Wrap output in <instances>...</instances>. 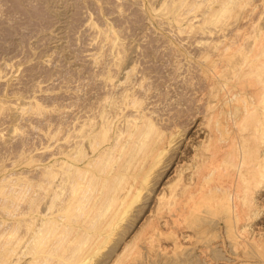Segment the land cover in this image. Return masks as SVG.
I'll return each instance as SVG.
<instances>
[{
    "label": "bare ground",
    "instance_id": "obj_1",
    "mask_svg": "<svg viewBox=\"0 0 264 264\" xmlns=\"http://www.w3.org/2000/svg\"><path fill=\"white\" fill-rule=\"evenodd\" d=\"M169 1L177 32L194 38L192 45L198 48V55H193L186 45L180 46L183 39L179 46L172 44L199 73L198 105L192 109L201 121L193 140L186 141L181 156L177 155L173 175L156 196L155 211L148 215L140 231L123 243L122 250L108 256L103 264L108 259L110 264H135L137 256L155 258L156 248L160 262L166 264H194L197 255L202 264H264V229L259 226L264 219V0L259 5L254 0ZM165 2L168 1L162 4ZM104 34L105 41L110 42L112 49L116 48L113 60L115 66L119 65L124 56L117 37L114 39L115 31L109 29ZM107 73V78L113 77L110 69ZM137 83L140 91L146 87L144 81ZM120 91H115L120 93L118 96L115 93L107 96L98 116L88 117L76 132H71L74 135L66 131V137H72L70 142L73 137L80 139L74 145L68 143L65 150L58 151V146L55 156L59 154L61 158L55 157L42 165L40 173L35 168L37 176L41 175L42 181L38 180L41 184L61 173L53 184H50L52 180L44 184L46 180L44 185L34 180L41 188L50 185L45 210H38L40 203L34 205L35 196H29L30 200L26 198V201L20 193L17 199L23 181L16 184L19 179H12L15 184L9 182L4 189L9 193L12 187L13 199L9 201L17 199L21 204L20 199H24L27 208L22 209L21 205L19 212L18 202L12 201L17 207L10 209H17L14 212L19 214L14 216L19 219L14 224V218L11 220L12 228L4 229L7 233L0 230V239L6 234L10 237L0 246V264H19L25 257L24 264H91L102 247L105 249L112 242L115 225L140 200L175 135L165 134V129L153 120L152 111H146L148 106L141 108L145 96L141 98L136 85ZM41 105L36 102L34 108L41 110ZM129 108L133 109L130 113ZM68 120L70 125L76 121ZM55 130L57 135L59 128ZM111 162L115 166H110ZM8 174L0 178V183L11 180ZM22 174L24 177L19 178L26 184L29 177ZM36 177L30 175L32 180ZM29 181L28 189L34 186L30 187ZM1 197L0 205L3 198L6 201V196L2 200ZM9 201L3 202L8 208L6 216ZM22 226L25 229L16 237ZM141 245L147 248L145 253H138ZM217 246L228 253L230 262L218 260ZM134 253L138 254L132 257Z\"/></svg>",
    "mask_w": 264,
    "mask_h": 264
},
{
    "label": "rangeland",
    "instance_id": "obj_2",
    "mask_svg": "<svg viewBox=\"0 0 264 264\" xmlns=\"http://www.w3.org/2000/svg\"><path fill=\"white\" fill-rule=\"evenodd\" d=\"M165 1L168 2L163 5L164 0H22L21 4L20 0H0V178L9 172V179H19V181L16 180V184L24 182L21 187L22 191L16 195L18 198L16 196L15 198L19 199L20 193L26 201L29 196L30 198L35 196L37 199L34 205L40 203L38 210L40 208L41 211L45 210L49 202L50 185L48 184L51 180L50 184H53V180H58L61 173L57 178L46 179L48 182L43 181L44 184H48L45 185L46 189L42 186V192L41 175L37 176L36 169L40 173L42 165L49 163L55 157L61 158L62 156L59 154L55 156L58 146L60 148L58 151L65 150L69 148V144L74 145L80 139L73 137L75 139L70 142L72 137H66L69 130L70 134L76 132L75 129L87 122L88 117H97L100 106L105 103L104 99L114 93L118 96L120 93H117L121 92L120 90H125V87L136 85L139 95H142L141 98L146 97L143 98L144 102L140 105L141 108L146 109L145 107L148 106L147 109H149L146 111L148 113L152 111L153 120L160 125L159 127L165 129V134H175L169 151L162 158V163L152 173L149 179L150 184L144 189L140 200L132 207L125 219L115 225L112 242L105 245V249L102 247L103 249L94 259L96 261L91 264H103L104 259H107L108 256L118 254L124 246L123 243L132 239L133 235H136L146 222L145 220H148L147 217L152 215L151 213L157 206L156 196L169 177L173 175L177 158L181 156V150H184V143L193 140L197 124L201 121L196 115V110L193 111L194 107L192 109V106L197 107L196 105H198L199 93L196 92V87H198L199 73L195 68L192 69L191 64H194L189 62L190 60H185L180 53L178 54L175 45H180V41L183 39V44L180 46L186 45V50L194 53L193 55H198L196 53L198 48L192 45L194 38L191 39L187 34L177 32V24L174 23L173 13L169 9L170 1ZM254 2L258 5L261 4L260 0H254ZM109 29L115 31L114 39L116 36L124 56L116 66V62L113 60L116 48L112 49L110 42L108 40L106 42L104 39V32ZM109 69L113 76L110 77L112 80L107 78ZM127 72L130 73V76ZM140 81H144L143 86H146L147 90L151 89L148 90L150 93L144 87L143 90L146 91H143L142 87L140 91V87L137 85V82ZM121 82H123L122 86L119 84ZM115 85H117L116 89ZM36 102L42 104L41 110L34 108ZM31 103H34V105L32 104L34 107L30 106ZM143 105L144 107H142ZM132 110L129 108L127 112H132ZM82 115L83 119L80 118ZM84 116L87 118L85 119ZM75 117L80 119L77 120ZM73 118L76 121L70 125L71 121L68 119L73 121ZM79 121L82 122L78 125ZM97 121L98 119L95 120V122ZM59 126L62 127V131ZM57 127L59 128L58 136L55 134ZM71 127L74 128L73 131H71ZM50 130L51 133L48 132ZM67 130L68 132H66ZM45 133L49 135L53 133L55 139L52 140L53 136H45L47 135ZM68 140L69 142H66ZM86 149L89 150L88 144ZM31 158L36 161L33 162V159L30 160ZM111 165L115 166L114 162H111ZM10 174H14L13 177ZM20 174L29 177L28 181L32 182V185L29 186H34L28 189V181L26 180L25 184L24 179H21L24 176ZM15 175L18 178H15ZM30 175L34 178L37 177L32 180ZM20 176L21 178H19ZM11 180L2 181L4 184L0 183V188H2L0 195H3L0 197L2 200L6 196L5 202L9 201V198L13 199L10 196L13 195L12 187L9 186V190L11 187L9 193L8 189L4 190L10 183H12L10 185L15 184L16 181ZM34 180L36 182L41 180L38 182L40 185ZM33 182L36 183V189ZM37 185L41 188L39 191ZM23 187H28L26 190L29 194L23 191L25 190ZM29 190H32V193ZM34 192L35 195H33ZM42 194L46 196L43 198ZM11 199L6 203L9 207L7 216L8 208L4 204V198L0 205V208L3 207L2 203L4 202L5 208L3 207L2 212L0 209V221L3 224L0 225L1 231L8 227L7 231H9L10 226L11 228L13 226L11 220L14 218L12 223H15L19 219V217H15L19 213L14 212L17 211L14 209L17 204L19 212H21L22 206V209L27 208L26 201V207H24V199H20L23 201L21 204L17 199L12 200L17 201V204ZM11 206L14 207L12 210ZM259 226L264 229V219L260 221ZM20 229L21 231L17 232L16 237L25 228L22 226ZM7 235L0 239V246L10 238ZM15 236H13L14 239ZM28 237L29 235L23 239L21 248ZM140 248L138 253L147 251L144 245H141ZM157 251L156 248L157 257L151 259L140 258L137 256L138 253H134L132 257H138L134 258L136 260L134 263L166 264L160 262ZM216 251L220 262L232 260L228 253L223 252L218 246ZM25 261H27L26 257L19 264H24ZM109 262L111 263V259H108L105 264ZM194 264H202L198 255L194 258Z\"/></svg>",
    "mask_w": 264,
    "mask_h": 264
}]
</instances>
